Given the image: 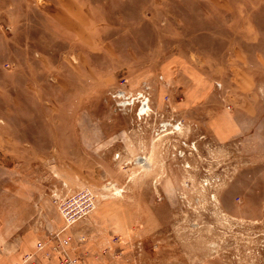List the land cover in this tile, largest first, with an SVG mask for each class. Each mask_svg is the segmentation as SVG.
<instances>
[{
	"label": "rangeland",
	"instance_id": "rangeland-1",
	"mask_svg": "<svg viewBox=\"0 0 264 264\" xmlns=\"http://www.w3.org/2000/svg\"><path fill=\"white\" fill-rule=\"evenodd\" d=\"M60 231L85 264H264V0H0V264Z\"/></svg>",
	"mask_w": 264,
	"mask_h": 264
},
{
	"label": "built area",
	"instance_id": "built-area-1",
	"mask_svg": "<svg viewBox=\"0 0 264 264\" xmlns=\"http://www.w3.org/2000/svg\"><path fill=\"white\" fill-rule=\"evenodd\" d=\"M145 103L142 101V105ZM60 208L61 211L64 212L63 217L65 220V224L69 226L72 222L75 221L73 218V214L70 211H67L64 206ZM82 241L83 239H79ZM72 239L70 235L62 234L60 232H53L48 238L46 242L37 245V251H41L43 257L49 259L53 254H56L59 257L58 264H85L81 255H79L78 249L71 245ZM14 264H36L33 260L32 254H26L21 257L19 262Z\"/></svg>",
	"mask_w": 264,
	"mask_h": 264
},
{
	"label": "crops",
	"instance_id": "crops-1",
	"mask_svg": "<svg viewBox=\"0 0 264 264\" xmlns=\"http://www.w3.org/2000/svg\"><path fill=\"white\" fill-rule=\"evenodd\" d=\"M238 114L240 113H225L224 119L227 120L228 124L224 125L225 128H223L226 131L221 132L224 134V136L234 129L235 124L238 126ZM44 236L45 234H41L38 236L35 233H29L27 236L25 235L24 237H22L16 249L13 250V254L15 255V257L12 259V261L19 260L24 254L30 253L37 256L40 264H56L57 256L55 254H53L50 259H45L40 253L35 252L36 244L38 243V241L43 239Z\"/></svg>",
	"mask_w": 264,
	"mask_h": 264
},
{
	"label": "bare ground",
	"instance_id": "bare-ground-1",
	"mask_svg": "<svg viewBox=\"0 0 264 264\" xmlns=\"http://www.w3.org/2000/svg\"><path fill=\"white\" fill-rule=\"evenodd\" d=\"M176 128L179 129L178 126H176Z\"/></svg>",
	"mask_w": 264,
	"mask_h": 264
}]
</instances>
